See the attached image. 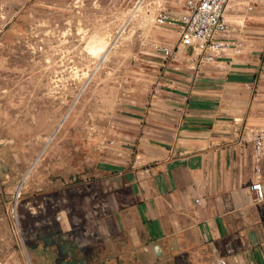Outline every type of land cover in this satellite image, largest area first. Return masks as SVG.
Listing matches in <instances>:
<instances>
[{
  "label": "crops",
  "instance_id": "crops-1",
  "mask_svg": "<svg viewBox=\"0 0 264 264\" xmlns=\"http://www.w3.org/2000/svg\"><path fill=\"white\" fill-rule=\"evenodd\" d=\"M186 1L146 0L173 16ZM225 18L218 38L229 47L214 61H201L176 30L147 35L100 135L110 141L83 201L94 233L63 241L65 264H264V199L252 189L259 179L264 191V155L257 162L253 148L264 130V0H231ZM67 220L72 230L76 219ZM14 241L0 213V254Z\"/></svg>",
  "mask_w": 264,
  "mask_h": 264
},
{
  "label": "rangeland",
  "instance_id": "rangeland-1",
  "mask_svg": "<svg viewBox=\"0 0 264 264\" xmlns=\"http://www.w3.org/2000/svg\"><path fill=\"white\" fill-rule=\"evenodd\" d=\"M155 15L146 0H0V213L15 237L4 264H35L26 246L39 239L94 233L83 201L100 135Z\"/></svg>",
  "mask_w": 264,
  "mask_h": 264
},
{
  "label": "built area",
  "instance_id": "built-area-1",
  "mask_svg": "<svg viewBox=\"0 0 264 264\" xmlns=\"http://www.w3.org/2000/svg\"><path fill=\"white\" fill-rule=\"evenodd\" d=\"M231 0H187L184 12L173 16L165 9H158L154 23L161 28L176 30L180 36V43L193 46L200 54L201 61H214L229 47V43L218 36L229 31L225 18L226 9ZM262 1V0H254ZM252 8V7H250ZM166 57H171L175 49L171 46L159 47ZM264 72V66L262 68ZM253 148L256 161L264 155V130L257 131L253 137ZM257 176L261 175V167L255 168ZM252 189L257 193V199H264L262 182L258 179ZM215 264H228L224 258Z\"/></svg>",
  "mask_w": 264,
  "mask_h": 264
},
{
  "label": "water",
  "instance_id": "water-1",
  "mask_svg": "<svg viewBox=\"0 0 264 264\" xmlns=\"http://www.w3.org/2000/svg\"><path fill=\"white\" fill-rule=\"evenodd\" d=\"M47 242V244L45 245V243ZM47 245H49L47 247ZM28 253L31 257V259L34 261L35 264H38L35 260V257H43L44 261L47 264H58V258H59V263L60 260L63 259L62 256L60 257L59 254L58 256L56 255V257L53 258L52 260V255L54 253H57L59 246L56 242L54 241H46V240H41L39 239V241L37 242V245H35L34 247H30V246H26Z\"/></svg>",
  "mask_w": 264,
  "mask_h": 264
},
{
  "label": "bare ground",
  "instance_id": "bare-ground-1",
  "mask_svg": "<svg viewBox=\"0 0 264 264\" xmlns=\"http://www.w3.org/2000/svg\"><path fill=\"white\" fill-rule=\"evenodd\" d=\"M0 264H4V263L0 260Z\"/></svg>",
  "mask_w": 264,
  "mask_h": 264
}]
</instances>
